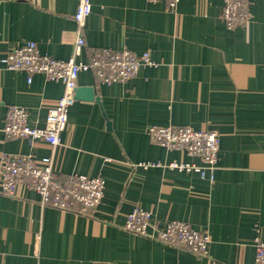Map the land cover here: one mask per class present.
I'll list each match as a JSON object with an SVG mask.
<instances>
[{
    "label": "crops",
    "instance_id": "crops-1",
    "mask_svg": "<svg viewBox=\"0 0 264 264\" xmlns=\"http://www.w3.org/2000/svg\"><path fill=\"white\" fill-rule=\"evenodd\" d=\"M85 46L150 51L156 65L111 85L91 71L78 86L95 89L96 100H76L62 144L5 135L9 105L29 109V123L43 126L63 84L7 69L13 46L35 41L57 59L74 55L77 0H0V158L22 153L39 164L53 160L55 175L102 176L105 195L88 214L42 207L25 182L15 196L0 193V264H257L255 238H264V0H251V21L233 28L222 18L223 0H91ZM108 121L111 126L109 128ZM217 130L221 147L206 178L194 170L144 168L145 161L200 158L153 144L151 126ZM134 206L152 211L153 223L184 220L207 231L208 253L135 235L125 229Z\"/></svg>",
    "mask_w": 264,
    "mask_h": 264
},
{
    "label": "built area",
    "instance_id": "built-area-1",
    "mask_svg": "<svg viewBox=\"0 0 264 264\" xmlns=\"http://www.w3.org/2000/svg\"><path fill=\"white\" fill-rule=\"evenodd\" d=\"M159 2L162 0H147ZM171 10L177 8L180 0H167ZM74 13L76 35L73 42L74 55L69 59H57L41 53L35 41H26L13 46L6 52L2 62L7 69L25 71L28 82L34 74H43L47 79L63 84V93L48 108L43 126L29 123V109L12 104L6 112L3 131L12 137H25L31 140H43L53 149L62 144V134L67 128L70 108L75 104V89L81 72H93L99 82L111 85L127 82L136 77L142 67L156 65L150 51L136 54L127 48L94 49L87 61H78L76 56L85 46L84 30L92 13L91 0H77ZM222 18L226 26L233 28L246 25L252 19L251 0H223ZM148 135L153 144L169 150H181L191 156L200 158L196 163L172 160L170 162L145 161L138 165L144 168L165 166L180 171H197L206 178V169L216 168L221 134L217 130L195 129L190 126L164 125L151 126ZM36 191L42 207L52 206L62 211L76 214H88L97 209L105 195L106 180L86 174L74 175L71 184L59 182L53 168V160L39 164L22 153H5L0 158V193L15 196L19 183ZM123 229L135 235L146 236L177 248L189 250L195 254L205 255L211 242L210 234L194 228L184 220H168L164 226L153 223L152 211L134 206L126 215ZM255 262L264 264V238H255Z\"/></svg>",
    "mask_w": 264,
    "mask_h": 264
},
{
    "label": "water",
    "instance_id": "water-1",
    "mask_svg": "<svg viewBox=\"0 0 264 264\" xmlns=\"http://www.w3.org/2000/svg\"><path fill=\"white\" fill-rule=\"evenodd\" d=\"M75 98L76 100H96L101 103L100 97L95 94L94 87L89 85L77 86L75 89ZM108 126L110 128V121H108Z\"/></svg>",
    "mask_w": 264,
    "mask_h": 264
},
{
    "label": "trees",
    "instance_id": "trees-1",
    "mask_svg": "<svg viewBox=\"0 0 264 264\" xmlns=\"http://www.w3.org/2000/svg\"><path fill=\"white\" fill-rule=\"evenodd\" d=\"M58 180H59V179H58ZM59 182L64 183V182H62L61 180H59Z\"/></svg>",
    "mask_w": 264,
    "mask_h": 264
}]
</instances>
